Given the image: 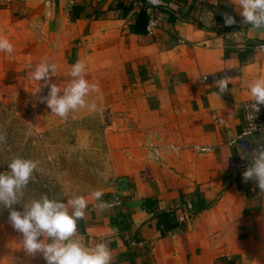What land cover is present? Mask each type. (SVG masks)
Returning a JSON list of instances; mask_svg holds the SVG:
<instances>
[{
	"label": "crops",
	"instance_id": "obj_1",
	"mask_svg": "<svg viewBox=\"0 0 264 264\" xmlns=\"http://www.w3.org/2000/svg\"><path fill=\"white\" fill-rule=\"evenodd\" d=\"M239 11L234 0H0V14L40 21L59 78L83 60L85 79L110 81L113 91L90 95L109 112L113 178L101 199L120 203L101 211L85 195L77 228L86 246L108 244L111 264H264V193L243 179L250 155L231 144L251 100L246 82L264 77V28ZM225 14L236 23L225 26ZM222 78L231 81L218 98ZM16 250L15 264H46Z\"/></svg>",
	"mask_w": 264,
	"mask_h": 264
},
{
	"label": "rangeland",
	"instance_id": "obj_2",
	"mask_svg": "<svg viewBox=\"0 0 264 264\" xmlns=\"http://www.w3.org/2000/svg\"><path fill=\"white\" fill-rule=\"evenodd\" d=\"M41 28L39 20L32 23L0 14V36L14 46L10 55L0 52V135L5 137L0 143V172L9 171L7 165L14 156L38 162L23 194L12 205L18 211L42 195L66 203L75 195L102 191L113 178L102 115L109 112L96 110L80 116L85 112L79 110L61 119L40 102L49 88L44 81H34L32 72L42 60L51 63L52 58ZM69 72L60 78L56 72L49 83L63 89L72 79ZM87 80L101 86L99 91H113L110 81ZM88 99L96 102L91 95ZM9 212L5 208L0 213V264H15L21 255L16 248L22 247V237L12 227Z\"/></svg>",
	"mask_w": 264,
	"mask_h": 264
},
{
	"label": "clouds",
	"instance_id": "obj_3",
	"mask_svg": "<svg viewBox=\"0 0 264 264\" xmlns=\"http://www.w3.org/2000/svg\"><path fill=\"white\" fill-rule=\"evenodd\" d=\"M149 3L158 5L160 0H149ZM234 3L238 5L242 23L250 24L255 29L264 28V0H234ZM224 23L225 26H231L236 20L225 14ZM13 51V44L0 36V52L10 55ZM56 72L57 66L47 60H42L32 72L34 81H44V85L49 88L47 96L40 97V102L46 103L52 114L67 119L72 112L82 109L97 110L96 103L90 102L88 97L91 93H98L99 86L85 79L86 63L83 60H77L71 65L68 74L72 79L63 89L49 83ZM230 81V78L216 81L219 91L215 94L218 98L228 91ZM246 87L252 100L246 119L252 122L260 111L259 105H264V77L246 82ZM40 90V87L37 88L35 93ZM255 130L256 126L251 123L245 134L252 135ZM3 142L5 137L0 135V143ZM252 156L250 166L242 174L243 179H254L259 191L264 193V146L255 150ZM7 167L8 172H0V204L10 209L8 219L12 227L22 234L21 243L26 254L34 256L41 253L46 264H111L113 257L106 242L101 241L89 247L79 236L77 224L85 219L89 199L83 195H75L63 203L42 195L40 199L24 205L23 211L15 210L12 205L18 202V194H23L38 162L14 156ZM89 195L92 200L99 201L96 207L101 211L114 206L102 201L104 193L101 190H93Z\"/></svg>",
	"mask_w": 264,
	"mask_h": 264
},
{
	"label": "built area",
	"instance_id": "obj_4",
	"mask_svg": "<svg viewBox=\"0 0 264 264\" xmlns=\"http://www.w3.org/2000/svg\"><path fill=\"white\" fill-rule=\"evenodd\" d=\"M156 27H157V20L154 17H150L146 25V32L148 34H152L154 33ZM258 48L261 50H264V44L259 45ZM202 79L204 81H207L210 79V77L203 76ZM251 103H252V100H249V101L244 102L241 105L244 123L238 135L234 139H232L231 144L239 147L241 151L243 152V154L250 155L251 160H252L253 159L252 153L255 150H258L260 146H264V112L260 110L258 113H256L255 118L252 120V122L246 119V112L250 111ZM251 123L256 126V130L252 133V135H246L245 130L251 126ZM206 149H209V148L201 147L198 150L202 152L210 151ZM246 163L247 162L244 156L240 157L237 160V164L243 165ZM105 202L111 205H118L120 203L118 197L107 198ZM181 206L184 212V216H182L180 220L185 221V219L187 218V215H190V212L192 210V204L190 201H185L182 203Z\"/></svg>",
	"mask_w": 264,
	"mask_h": 264
},
{
	"label": "trees",
	"instance_id": "obj_5",
	"mask_svg": "<svg viewBox=\"0 0 264 264\" xmlns=\"http://www.w3.org/2000/svg\"><path fill=\"white\" fill-rule=\"evenodd\" d=\"M156 8H158L160 11L162 12H166L168 15L171 14V12L169 11V9H164L163 7H161L160 5L157 6ZM146 16V15H145ZM1 205V204H0ZM7 207L3 206V207H0V213ZM5 216V215H3ZM7 216V215H6Z\"/></svg>",
	"mask_w": 264,
	"mask_h": 264
}]
</instances>
